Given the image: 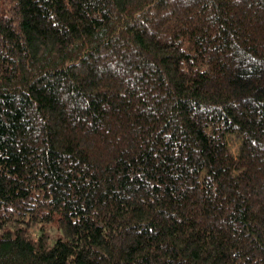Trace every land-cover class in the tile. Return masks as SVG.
I'll list each match as a JSON object with an SVG mask.
<instances>
[{
	"label": "trees",
	"instance_id": "16d2710c",
	"mask_svg": "<svg viewBox=\"0 0 264 264\" xmlns=\"http://www.w3.org/2000/svg\"><path fill=\"white\" fill-rule=\"evenodd\" d=\"M0 264H264V0H0Z\"/></svg>",
	"mask_w": 264,
	"mask_h": 264
}]
</instances>
